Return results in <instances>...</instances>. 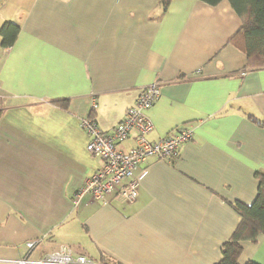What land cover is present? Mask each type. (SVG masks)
Masks as SVG:
<instances>
[{"label":"crops","instance_id":"obj_1","mask_svg":"<svg viewBox=\"0 0 264 264\" xmlns=\"http://www.w3.org/2000/svg\"><path fill=\"white\" fill-rule=\"evenodd\" d=\"M6 23L18 33L9 47L0 35V264L61 246L103 264H216L240 222L231 204H251L264 175V69L229 43L241 22L228 1L0 0ZM153 83L147 141L181 128L191 141L140 163L132 204L78 197L102 164L80 121L110 134ZM241 246L239 264H264V235Z\"/></svg>","mask_w":264,"mask_h":264},{"label":"built area","instance_id":"obj_2","mask_svg":"<svg viewBox=\"0 0 264 264\" xmlns=\"http://www.w3.org/2000/svg\"><path fill=\"white\" fill-rule=\"evenodd\" d=\"M160 98V90L156 83L142 89L134 106L128 108L122 120L115 126L110 134L101 131L98 123L91 117L80 121L81 128L89 140L86 151L101 161L100 168L91 175L84 186L78 191V197L90 194L95 200L104 202L108 194L116 192L126 203L132 204L137 197V187L141 173L138 167L146 158L153 157L157 161L175 160L181 146L192 139L193 132L188 128H181L174 135L162 138L155 143H150L146 135L153 126L145 113ZM96 105L92 104V109ZM135 131L136 145L127 152L120 148ZM36 242H28L26 249L32 250ZM14 264H103L84 256L74 255L70 248L61 246L50 254L38 259L28 257L14 261Z\"/></svg>","mask_w":264,"mask_h":264},{"label":"trees","instance_id":"obj_3","mask_svg":"<svg viewBox=\"0 0 264 264\" xmlns=\"http://www.w3.org/2000/svg\"><path fill=\"white\" fill-rule=\"evenodd\" d=\"M210 6H216L223 0H199ZM238 16L241 26L229 39L241 52L246 55V69H264V0H227ZM171 0H159L162 11L165 12ZM18 33V28L6 23L0 30L1 46L9 47L13 44ZM59 107L66 109L65 101L54 102ZM4 111L0 98V117ZM251 119V118H250ZM255 120L256 119H251ZM264 124V121H262ZM257 192L254 201L249 204L234 202L233 210L238 214L240 222L230 238L222 245L221 259L216 264H239L242 253V242L256 243L260 235H264V175L255 173ZM246 264H256L249 261Z\"/></svg>","mask_w":264,"mask_h":264}]
</instances>
